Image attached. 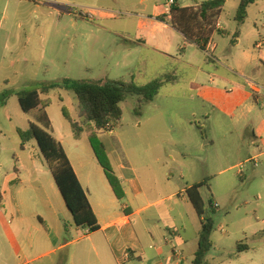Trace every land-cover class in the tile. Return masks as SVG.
<instances>
[{"label": "rangeland", "instance_id": "obj_1", "mask_svg": "<svg viewBox=\"0 0 264 264\" xmlns=\"http://www.w3.org/2000/svg\"><path fill=\"white\" fill-rule=\"evenodd\" d=\"M206 1L178 0L187 8ZM240 3L228 1L211 24L206 23V32L213 29L209 41L214 48L204 51L195 44L184 45L181 34L159 22L156 30L147 27L149 33L140 37L139 22L152 17L159 0H0L2 161L15 163L12 151L23 158L38 147L35 141L25 142L22 155L19 132H26L36 120L22 112L18 92L65 79L143 86L173 74L176 82L151 103L139 106L140 97L127 96L120 104L121 121L107 127L98 142L114 171L124 165L141 178L155 173L164 184L169 164L174 170L170 186H188L179 179L181 172L190 176L188 182L205 183L201 195L206 216L214 222L208 264H264V108L247 85L264 84V0L248 8L247 19L239 26L235 15ZM101 8L110 15L101 17L97 12ZM140 38L146 44L138 42ZM157 41L167 43L170 56L152 48ZM49 99L46 111L55 136L66 137L68 154L75 160L79 153L99 167L87 134L74 140L63 115L65 108L79 120L74 93L60 87ZM42 163L40 182L55 185ZM211 199L218 208L210 209ZM241 244L248 249L239 252Z\"/></svg>", "mask_w": 264, "mask_h": 264}, {"label": "crops", "instance_id": "obj_2", "mask_svg": "<svg viewBox=\"0 0 264 264\" xmlns=\"http://www.w3.org/2000/svg\"><path fill=\"white\" fill-rule=\"evenodd\" d=\"M97 12L101 17L110 15L102 8ZM160 14L161 7L156 6L152 17L139 22L140 37L149 33L147 27L152 32L156 30L155 22L177 31L169 23L158 21ZM182 40L187 44L183 35ZM262 47V43L256 44L258 50ZM152 48L170 56L163 41H157ZM180 50L182 54L184 49ZM261 58L264 62V55ZM250 84L247 81L249 89ZM32 115L36 120L38 114ZM55 133L53 126L52 135L62 144L88 195L99 230L87 234V230L77 227L56 184L47 187L40 182L44 159L38 147L26 154L27 144L21 146L22 155L26 154L23 158L12 151L15 163L10 164L2 161L0 152V264L192 263L201 221L185 195V190L196 184L188 182L190 176L180 173L179 179L188 185L181 189L170 186L173 183L169 177L174 170L169 164H165L164 184L155 173L141 178L134 170L120 165L114 172L121 180L125 196L119 200L99 163L97 167L79 153L73 160L65 148L66 137ZM33 176L36 180H31Z\"/></svg>", "mask_w": 264, "mask_h": 264}, {"label": "trees", "instance_id": "obj_3", "mask_svg": "<svg viewBox=\"0 0 264 264\" xmlns=\"http://www.w3.org/2000/svg\"><path fill=\"white\" fill-rule=\"evenodd\" d=\"M228 1L230 0H209L199 7L190 8L181 7L176 2L170 17L162 16L158 17L157 20L169 23L184 36L185 43L196 44L205 51L206 44L213 34L212 28L207 32L205 31L208 25L206 23L211 24L212 19L222 12ZM257 1L241 0L235 15V21L239 26L245 23L248 8ZM238 36L239 32L237 31L235 37ZM175 80L173 74H167L146 85L138 86L132 82L124 83L122 81L106 80L105 82L94 83L65 79L60 84L46 86L39 90H23L17 93L19 105L25 114L38 113L36 122L30 123L26 132H19L23 142L22 146L26 144L25 142H36L77 227L88 230L90 234L99 230L98 220L88 195L83 189L62 144L52 135L53 126L46 111L50 104V93L60 87L74 93L78 102L79 120H73L65 108H62L63 115L71 125L75 140L79 141L85 133L87 134L96 159L102 167L110 187L115 196L121 200L125 196L121 180L115 174L104 146L99 144L98 136L103 134L107 127L112 126L114 128L121 121L123 112L120 104L127 96L140 97L139 106L142 103H151L165 86ZM41 95H45L46 99L42 100ZM204 184V182L196 183L185 190L187 199L201 221L198 248L191 264H208L207 256L213 249L211 237L214 231V222L211 217L206 216L205 203L201 195V188ZM209 206L211 210L218 208L213 199L209 201ZM247 249V245H238L239 252Z\"/></svg>", "mask_w": 264, "mask_h": 264}, {"label": "built area", "instance_id": "obj_4", "mask_svg": "<svg viewBox=\"0 0 264 264\" xmlns=\"http://www.w3.org/2000/svg\"><path fill=\"white\" fill-rule=\"evenodd\" d=\"M159 1L161 2V5H160L161 14L163 16L170 17L172 8L175 6L177 0H159ZM217 27L219 29L222 28L220 23H217ZM213 48H214V44L212 43V41H209L205 47V50H210ZM250 89L253 95L256 97V100L264 107V85L251 83ZM221 232L226 233V231L223 228L221 229ZM87 234H90L88 230H87Z\"/></svg>", "mask_w": 264, "mask_h": 264}]
</instances>
